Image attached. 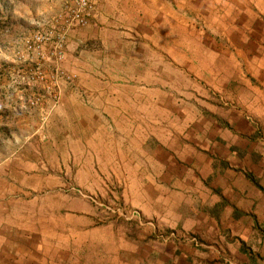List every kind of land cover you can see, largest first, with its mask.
Wrapping results in <instances>:
<instances>
[{"label":"rangeland","instance_id":"1","mask_svg":"<svg viewBox=\"0 0 264 264\" xmlns=\"http://www.w3.org/2000/svg\"><path fill=\"white\" fill-rule=\"evenodd\" d=\"M246 155L264 0H0V264H264L199 219Z\"/></svg>","mask_w":264,"mask_h":264},{"label":"crops","instance_id":"2","mask_svg":"<svg viewBox=\"0 0 264 264\" xmlns=\"http://www.w3.org/2000/svg\"><path fill=\"white\" fill-rule=\"evenodd\" d=\"M244 158L246 159L244 160ZM242 160L246 163V171L244 169L236 172L224 171L223 175L226 176V181L222 185L216 182L219 179L218 173L214 175L209 173V176H206L207 179L213 178L216 183L213 182L211 188H217L216 185H219L218 194L223 196L227 204L225 205L219 200L216 194H212L209 196L207 204H205L204 212L199 213V219L211 228H217V230L227 229V232H225L227 236L237 234L241 243L245 246L249 245L246 242L251 232L256 230L255 232L261 234L263 242L259 247V257H264V193L255 187L246 176V174H251L256 183L264 190V170L257 169L258 167L252 164V160L249 161L247 155ZM232 161L234 163L238 162L237 157H235V160L230 157L229 165ZM257 161L259 162L256 163L257 165L261 163L264 167V157L257 159ZM235 230L237 231L236 234L234 233ZM203 232H205V229ZM233 245L235 247L230 251L232 257L242 263L245 256L244 251L247 249L237 247L235 242Z\"/></svg>","mask_w":264,"mask_h":264},{"label":"trees","instance_id":"3","mask_svg":"<svg viewBox=\"0 0 264 264\" xmlns=\"http://www.w3.org/2000/svg\"><path fill=\"white\" fill-rule=\"evenodd\" d=\"M247 178L249 181H251L255 187H257L260 191H262L264 193V190L256 183L255 179L253 178V176L251 174H246Z\"/></svg>","mask_w":264,"mask_h":264},{"label":"built area","instance_id":"4","mask_svg":"<svg viewBox=\"0 0 264 264\" xmlns=\"http://www.w3.org/2000/svg\"><path fill=\"white\" fill-rule=\"evenodd\" d=\"M76 17H78V16H76Z\"/></svg>","mask_w":264,"mask_h":264}]
</instances>
